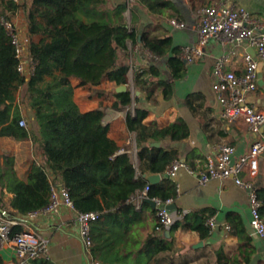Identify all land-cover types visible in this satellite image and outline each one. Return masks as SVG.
Masks as SVG:
<instances>
[{
  "label": "crops",
  "instance_id": "1",
  "mask_svg": "<svg viewBox=\"0 0 264 264\" xmlns=\"http://www.w3.org/2000/svg\"><path fill=\"white\" fill-rule=\"evenodd\" d=\"M169 4L161 10L151 11L147 7L137 6L135 25L139 34L147 32L150 37L170 39V49L163 56L152 54L141 42H127V50L118 54L119 64L128 65V83L125 84L132 97L130 107L137 106L148 110L143 123L146 125L166 126L173 122L184 121L189 134L180 141L170 139L152 140V146L176 150L178 159L188 168L181 166L174 178L161 174V182L167 185V179L175 182L174 203L175 220H183L187 213L203 211L210 213L215 226L208 236L202 238L198 231L186 226L163 232L155 230L156 207L143 199L138 200V193L132 196L136 215L131 221L133 235H130V264H217L216 252L222 249L232 256L238 248V237L233 233L227 214L241 217L254 249L250 261L243 264H264V239L258 237L250 226V204L247 189L236 184L233 178H213L200 183L198 174L205 168L207 156L215 153L214 149L222 143L234 145L233 160L247 154L255 139L264 138V125L253 131L243 119L227 122L221 115V107L212 90V69L215 60L228 54L225 69L236 74L244 70L243 54L245 50L253 52L244 45L234 46L211 41L203 49V54L194 56L190 62H184L180 75L174 77L169 59L180 54L181 47L194 46L198 40L200 23L199 9L208 4L225 2L234 7H244L262 23L264 28V0H167ZM29 3L30 0H23ZM131 4L135 0H130ZM122 0H104L89 12L78 11L77 16L85 22L93 20L119 23L124 19ZM176 18L185 23L176 27L169 22ZM13 20L20 30L22 40L28 48L30 42L41 39L40 34L28 33V26L23 8L13 15ZM177 49L178 52H174ZM257 77V86L247 95L246 102L264 112V60ZM73 86L72 99L80 111L85 112L99 107L104 109V123L108 126L107 134L119 146L118 152L131 155L137 167V174L142 178L147 171L145 161L136 158L135 133L128 130L126 112L128 107H113L119 103L118 85L104 76L96 85H81L80 80L71 76ZM24 89L15 93V103L19 105L23 118L29 121L27 109L23 106ZM30 123L28 124V127ZM43 161L40 149L30 137L14 138L0 136V208L15 213L11 201V178H25L31 164ZM53 178V175H50ZM239 178L251 184L256 194L264 198V151L257 156V168L254 173L244 167ZM145 179V178H144ZM146 180V179H145ZM61 185L58 179L53 180ZM259 197V196H258ZM264 206V200L259 197ZM264 219V210L260 212ZM20 216V215H18ZM17 216V217H18ZM228 226V228H226ZM20 227L21 226H17ZM30 227L48 239V256L29 260L26 264H88L82 244L78 237L79 225L75 211L60 204L56 212L40 214L30 221ZM19 228V229H20ZM26 230V229H25ZM169 230V229H168ZM150 236L166 237L171 240V248L159 251L147 257L146 244ZM115 248L121 249V244ZM114 249V248H113ZM112 250V249H111ZM13 247L9 243L0 244V264L15 262ZM102 260V259H101ZM127 260V259H126ZM102 263L105 264L104 260Z\"/></svg>",
  "mask_w": 264,
  "mask_h": 264
},
{
  "label": "trees",
  "instance_id": "2",
  "mask_svg": "<svg viewBox=\"0 0 264 264\" xmlns=\"http://www.w3.org/2000/svg\"><path fill=\"white\" fill-rule=\"evenodd\" d=\"M135 1L128 4L129 22L113 24L98 20L85 22L77 16L78 11L89 12L104 0H30L21 4L0 0V136L30 137L43 158L41 163L31 164L25 178H11L14 193L11 204L15 213L1 210L12 218L44 207L49 202L50 186L54 178L58 179L68 189L76 210L100 213V218L91 224V253L105 264H130V235L134 233L131 221L136 215L132 196L147 184L146 199L174 201L176 193L174 181L168 178L167 185L149 183L137 174L131 155L118 152L119 146L107 134L102 107L82 112L72 99L71 76L78 78L81 85H96L104 76L117 85L128 83V65L119 64L118 59L119 52L127 50L128 41L141 42L157 56L165 55L170 49V39L150 37L147 32L139 34L135 25L137 6L157 11L169 2ZM20 8L24 10L28 33L41 35L39 41L28 46V54L35 62L28 77L18 71L14 46L1 24L2 17L10 19ZM169 65L177 77L184 62L176 54L170 57ZM22 88L29 127L28 122L27 126L19 124L23 116L15 103V93ZM117 95L119 103L112 106L128 107L126 125L135 133L136 158L145 161L146 173H165L172 161L178 159L177 152L152 146L151 141L167 138L180 141L188 136V125L184 121L163 127L146 125L143 119L148 110L130 107L129 89ZM263 210L261 205L260 212ZM202 212L185 214L183 220L173 222L169 231L186 226L198 231L202 238L208 236L206 220L213 211ZM227 220L238 237V248L230 257L222 249L217 250L216 263H248L254 249L251 237L239 215L228 213ZM118 244L121 249L115 248ZM170 248L168 238L150 236L144 252L150 257Z\"/></svg>",
  "mask_w": 264,
  "mask_h": 264
},
{
  "label": "built area",
  "instance_id": "3",
  "mask_svg": "<svg viewBox=\"0 0 264 264\" xmlns=\"http://www.w3.org/2000/svg\"><path fill=\"white\" fill-rule=\"evenodd\" d=\"M14 3L21 4L23 0H11ZM16 13V12H15ZM14 13V14H15ZM200 23L198 26V40L194 46L181 47L179 60L190 62L194 56L203 54V49L211 41L234 46L244 45L245 48L252 49L244 51L243 62L244 70L241 74H236L231 70L225 69V62L228 54L218 57L213 65L211 84L217 101L221 107V115L227 122L236 119H243L248 123L253 131L264 125V112L254 105L246 102L247 95L253 92L257 86L258 71L257 67L260 61L264 60V28L262 23L251 12L244 7H234L225 2L204 5L199 9ZM169 22L176 27H184L185 23L170 18ZM6 33L14 46L16 57L18 59L17 69L27 77L33 72L35 62L28 54L18 26L13 20V15L8 18H1ZM21 126H27L24 118L19 121ZM136 149L134 148V154ZM215 153L207 156L205 168L197 172L200 183L213 178H233L236 184L247 189L250 204V226L253 232L264 239V219L260 214V200L256 192L248 182H243L239 174L244 167H247L251 173L257 168V156L264 151V138L255 139L249 148V152L237 160H233L235 153L234 145L222 143L215 149ZM181 166L186 167L193 172L183 162L174 160L167 167L166 174L174 178ZM147 184L142 191L138 193V200L147 198ZM156 207L155 230L163 232L168 230L176 218L173 210L168 205L173 203L172 199L165 201L158 197L151 198ZM64 204L75 211L76 220L79 225L78 237L82 244L84 256L88 264H103L102 261L91 253L93 241L91 238V224L100 218L98 211H78L75 209L69 191L65 186L56 185L54 182L50 186V198L48 204L44 207L29 211L18 217H7L0 208V244L9 243L13 247L15 262L6 264H26L29 260L48 256V239L34 231L30 227V221L40 214L56 212L58 206ZM206 225L211 230L216 224L213 217L206 220ZM16 226H21L16 230ZM228 228V226H226ZM26 229V230H25Z\"/></svg>",
  "mask_w": 264,
  "mask_h": 264
},
{
  "label": "water",
  "instance_id": "4",
  "mask_svg": "<svg viewBox=\"0 0 264 264\" xmlns=\"http://www.w3.org/2000/svg\"><path fill=\"white\" fill-rule=\"evenodd\" d=\"M261 65H262V62L260 61L259 64H258V67H257L258 74H259ZM117 90L118 91H124V90H126L125 84L118 85ZM154 145L157 146L158 145V142H155ZM165 176H168V175L165 174ZM143 177L149 183L154 184V183H158L160 181L161 174L160 173H146V174H143ZM146 201L150 202L153 206H155L154 201H152L150 199H146ZM168 208L171 209V210H173V209L176 208V204L173 202V203H171V204L168 205ZM167 231H169V230H167Z\"/></svg>",
  "mask_w": 264,
  "mask_h": 264
},
{
  "label": "rangeland",
  "instance_id": "5",
  "mask_svg": "<svg viewBox=\"0 0 264 264\" xmlns=\"http://www.w3.org/2000/svg\"><path fill=\"white\" fill-rule=\"evenodd\" d=\"M123 2L125 1V3H128L130 2V0H122ZM123 12H124V19H123V22L125 23H128L129 22V19H130V13H129V10H128V5L127 6H124L123 8ZM122 21V20H121Z\"/></svg>",
  "mask_w": 264,
  "mask_h": 264
}]
</instances>
